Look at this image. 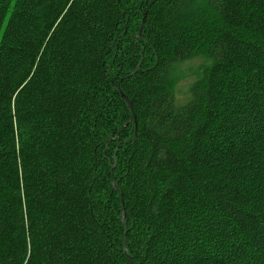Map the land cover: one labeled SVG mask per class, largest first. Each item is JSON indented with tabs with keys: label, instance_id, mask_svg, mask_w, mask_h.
Wrapping results in <instances>:
<instances>
[{
	"label": "trees",
	"instance_id": "trees-1",
	"mask_svg": "<svg viewBox=\"0 0 264 264\" xmlns=\"http://www.w3.org/2000/svg\"><path fill=\"white\" fill-rule=\"evenodd\" d=\"M151 1L0 0V264H264V0Z\"/></svg>",
	"mask_w": 264,
	"mask_h": 264
},
{
	"label": "rangeland",
	"instance_id": "rangeland-1",
	"mask_svg": "<svg viewBox=\"0 0 264 264\" xmlns=\"http://www.w3.org/2000/svg\"><path fill=\"white\" fill-rule=\"evenodd\" d=\"M200 63L199 59H195L192 60L191 62H187L184 66H182L183 70H187L188 68H195L198 64ZM179 89L181 90V92H183L185 90V82H183L181 84V86L179 87Z\"/></svg>",
	"mask_w": 264,
	"mask_h": 264
},
{
	"label": "water",
	"instance_id": "water-1",
	"mask_svg": "<svg viewBox=\"0 0 264 264\" xmlns=\"http://www.w3.org/2000/svg\"><path fill=\"white\" fill-rule=\"evenodd\" d=\"M153 1H154V0H152V1L150 2V4H152ZM149 6H150V5H149ZM149 6H148V8H149ZM148 8H147V10H148ZM147 10H146V12H147ZM146 12L144 13V16H143V18H142V20H141V28H142V26L144 25V22H145ZM140 30H141V29H140ZM123 98H124V100L126 101L127 105L130 107V102H129L128 98H127L126 96H123Z\"/></svg>",
	"mask_w": 264,
	"mask_h": 264
}]
</instances>
